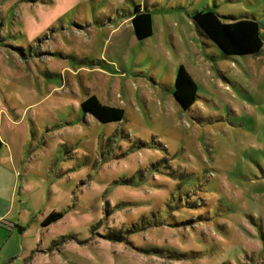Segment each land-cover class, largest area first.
Listing matches in <instances>:
<instances>
[{"label":"rangeland","instance_id":"obj_1","mask_svg":"<svg viewBox=\"0 0 264 264\" xmlns=\"http://www.w3.org/2000/svg\"><path fill=\"white\" fill-rule=\"evenodd\" d=\"M158 1L0 0V130L16 146L0 264H264V50L226 56L196 32L189 14L215 0L159 12L163 30L135 40L129 12ZM254 1L220 12L261 20ZM92 96L124 120L86 113Z\"/></svg>","mask_w":264,"mask_h":264},{"label":"trees","instance_id":"obj_2","mask_svg":"<svg viewBox=\"0 0 264 264\" xmlns=\"http://www.w3.org/2000/svg\"><path fill=\"white\" fill-rule=\"evenodd\" d=\"M191 19L200 35L213 42L226 56H252L263 50L261 25L255 18L222 16L215 8L209 7L207 10L194 12ZM132 25L139 41H145L153 35V18L150 13L139 14L136 9ZM174 98L185 110H189L198 98V87L183 66L177 73ZM81 108L102 123L120 122L125 118L123 109L104 105L96 96L88 98ZM62 218V213L53 212L44 225L58 222ZM17 228L23 231V228Z\"/></svg>","mask_w":264,"mask_h":264},{"label":"crops","instance_id":"obj_3","mask_svg":"<svg viewBox=\"0 0 264 264\" xmlns=\"http://www.w3.org/2000/svg\"><path fill=\"white\" fill-rule=\"evenodd\" d=\"M120 1L123 4L127 3L126 7H129V4L132 5L133 2H137V0H120ZM189 1L190 0H159L158 2H154L155 4L151 3L150 5L148 4V6H145L143 8L142 12L139 11V14H143V13L147 12V13H150L152 15V18H153V31H154V33H156V30L158 29V27H160V29L163 30L162 20L160 19L161 17H164L165 15L169 14L168 12H172V13L176 12L175 10L179 9L177 7V5H185V4H188ZM138 3H139V1H138ZM225 3H226V5H236V4L242 5V4L246 3L247 5H249L251 7H254V5H255V1L254 0H215L214 8L222 16H233V15H225V13L220 12L221 7H224L225 5H223V4H225ZM207 7H210V6L207 5ZM196 11L197 10H194L193 12H191L189 14V18L190 19H191V15L194 12H196ZM159 12L162 13L161 17H159V14H157ZM135 15H136V10L134 12H129V14H128L127 18H126V19L130 20V24H131L130 27H131V30H132L133 34H134V29H133V25H132V19L134 18ZM258 16H259V19L261 17V20H257L255 17L254 18L261 25V34H262V38H263V42H264V28L262 26V24L264 23V8L259 9L257 17ZM195 30L197 32L196 27H195ZM134 36H135V34H134ZM135 40L139 41L136 38V36H135ZM263 50H264V47H263ZM0 141L2 143V148L0 149V162L3 163V164H1L2 166H4L3 169L5 171H9L11 168H15V163H14V160H13L14 156H13L12 148L15 149L16 146L13 144L12 141H6L4 139L1 130H0ZM16 176H17V174H16ZM3 216H5V214H2L1 218Z\"/></svg>","mask_w":264,"mask_h":264}]
</instances>
